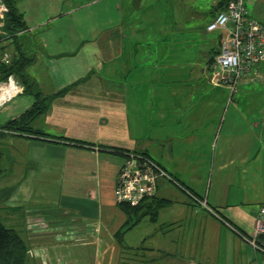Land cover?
<instances>
[{"label": "crops", "instance_id": "1", "mask_svg": "<svg viewBox=\"0 0 264 264\" xmlns=\"http://www.w3.org/2000/svg\"><path fill=\"white\" fill-rule=\"evenodd\" d=\"M135 3L86 0L62 15L67 23H25L18 38L1 32L0 62L32 58L27 74L47 109L30 125L40 135H0V222L27 245V264H85L93 247L98 255L126 230L113 193L124 155L139 153L178 186L158 180L155 198L168 203L155 223L131 221L139 238L127 249L143 250L145 264H260L241 236L264 205V105L244 98L264 87V64L240 82L234 103L208 69L215 48L179 34L140 37L132 19L123 23V6ZM243 6L264 25V0ZM34 101L23 93L5 104L0 129ZM39 221L48 230L35 234L29 226ZM49 225L63 226L72 242L40 258L36 246L57 233Z\"/></svg>", "mask_w": 264, "mask_h": 264}, {"label": "rangeland", "instance_id": "2", "mask_svg": "<svg viewBox=\"0 0 264 264\" xmlns=\"http://www.w3.org/2000/svg\"><path fill=\"white\" fill-rule=\"evenodd\" d=\"M13 1L14 7L18 14L22 15L23 17L22 22L26 23L28 26H42L53 18L60 19V21L55 24H59L60 22L67 23L70 18L63 17L62 15L72 11L77 6L83 5L86 2V0ZM216 1L218 2V0H136V3L132 6H127L126 4V6H123V23L131 22L132 19V25L138 27L139 31H143V35H140V37L152 39L159 37V35L161 38L167 37L168 35V38H172V35L179 34L182 36H179L178 38L183 40H193L194 42L197 40L200 42L201 40L199 45L201 49L204 48L202 45H205V47H208L209 49L218 48L219 45L225 40L227 32L221 28H217L211 32H206L207 26L214 20V17L212 16V13H214L213 2ZM145 4H147V6H145ZM129 12L133 15L131 16ZM139 12H142L143 14L140 15ZM83 25H86V23ZM49 28L50 26L40 29L45 30L46 32ZM40 31H37L36 34H38ZM1 32L4 31L2 30ZM196 47L197 46L194 44L192 45L191 49L195 50ZM254 90L257 91H251V94L244 97L246 102H248L247 104L257 106L264 105V87H256ZM236 96L238 97V94H236L235 97ZM233 99L232 102L239 103V97L236 101ZM243 101L244 99L242 100L241 104H245ZM8 176L9 174H7V177ZM125 218L126 221H128L125 228L127 229L131 224V221L134 219L133 217L132 219H128L127 216H125ZM4 225L6 228L8 227L6 224ZM50 227L54 228L53 230L56 229L55 231L57 233H55V236L50 241H47V243L44 245L36 246L39 248L38 252L40 251V258L41 256H45L44 254L47 252L45 250L50 251L49 249H53L52 246L55 247L57 246L56 244H58L59 247H66L72 242L70 241L71 236L69 235V232L65 231L63 226ZM47 228V225H44V222L42 221L35 222L31 227L29 226V230L32 229L35 234L39 231H47ZM120 232L123 233L121 235V241L117 240V235H115L110 240H105L107 246L104 247L103 251L98 255L97 253L95 254L96 249L93 247L92 257L89 256L85 264H145V261L148 257L143 250L127 249V246L136 244L135 242L139 238L138 237L135 239L136 237L134 235L136 233H129L128 229ZM137 232L142 235L144 232V226L140 225ZM35 252L37 253L36 250ZM258 255L260 258H264L261 254ZM81 257L83 260L84 255L81 254ZM26 262L28 263V261ZM42 264H44L43 261ZM154 264H159V261L154 262ZM260 264H264V262H261Z\"/></svg>", "mask_w": 264, "mask_h": 264}, {"label": "built area", "instance_id": "3", "mask_svg": "<svg viewBox=\"0 0 264 264\" xmlns=\"http://www.w3.org/2000/svg\"><path fill=\"white\" fill-rule=\"evenodd\" d=\"M5 12L0 2V42L1 17ZM217 28L224 29L227 36L219 45L218 53L209 70L217 83L228 88L231 100L236 95L240 82L257 74L259 67L264 64V25L248 17L243 0H231L216 14L214 20L207 26L206 32ZM2 62L8 64L9 58L4 57ZM21 94L23 87L14 77L9 76L6 81L0 82V109ZM0 133L14 135L13 132L4 129H0ZM160 179H166L178 186L146 155L125 154L116 176L113 193L115 204L137 207L154 198ZM201 205L212 213L205 202H201ZM241 237L254 253L264 257V205L258 209L252 232Z\"/></svg>", "mask_w": 264, "mask_h": 264}, {"label": "trees", "instance_id": "4", "mask_svg": "<svg viewBox=\"0 0 264 264\" xmlns=\"http://www.w3.org/2000/svg\"><path fill=\"white\" fill-rule=\"evenodd\" d=\"M230 1L231 0H218L215 6V10L217 11L216 14L222 11ZM0 2L6 10L5 14L1 17V29L11 36L18 38V34L27 30L25 23L22 22V15L18 14L14 7L13 0H0ZM217 49L218 48H215L212 52V56L207 64L208 69L214 62V57L218 53ZM8 58V64L0 62V82L6 81L9 76L14 77L19 84L23 86V93L31 95L35 101L29 110L13 121H9L3 129L13 132L16 135H40L32 131L30 125L39 115L46 111L47 98H44L41 93L38 92L34 81L27 74V69L32 65L33 59L26 57L22 53L12 54L8 56ZM0 135L2 136L4 134L0 133ZM57 140L66 141L58 138ZM146 202L137 207H130L128 205H119L118 207L128 219H132L133 217L136 223L147 217L149 221L155 223L159 210L162 209L168 201L154 197L150 199V202ZM122 234V232L116 234L117 240L121 241ZM27 251V245L19 237L17 232L4 227L0 222V264H25L27 261Z\"/></svg>", "mask_w": 264, "mask_h": 264}, {"label": "bare ground", "instance_id": "5", "mask_svg": "<svg viewBox=\"0 0 264 264\" xmlns=\"http://www.w3.org/2000/svg\"><path fill=\"white\" fill-rule=\"evenodd\" d=\"M2 98V97H1Z\"/></svg>", "mask_w": 264, "mask_h": 264}]
</instances>
